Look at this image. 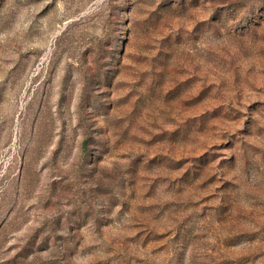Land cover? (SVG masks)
<instances>
[{
    "label": "rangeland",
    "instance_id": "obj_1",
    "mask_svg": "<svg viewBox=\"0 0 264 264\" xmlns=\"http://www.w3.org/2000/svg\"><path fill=\"white\" fill-rule=\"evenodd\" d=\"M0 264H264V0H0Z\"/></svg>",
    "mask_w": 264,
    "mask_h": 264
}]
</instances>
